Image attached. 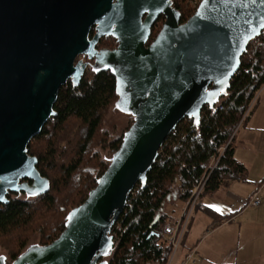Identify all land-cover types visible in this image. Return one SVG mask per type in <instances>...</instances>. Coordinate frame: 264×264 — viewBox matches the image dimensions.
I'll use <instances>...</instances> for the list:
<instances>
[{"label":"water","instance_id":"95a60500","mask_svg":"<svg viewBox=\"0 0 264 264\" xmlns=\"http://www.w3.org/2000/svg\"><path fill=\"white\" fill-rule=\"evenodd\" d=\"M159 15L163 24L147 43ZM262 25L264 0H200L183 23L172 0H0V203L8 190L26 198L48 191L26 147L55 115L59 88L67 81L77 86L87 68L114 76L113 106L133 119L63 231L48 244L29 245L10 264H107L111 227L135 184L145 183L179 121L198 125L201 109L226 94ZM102 35L116 46L96 49Z\"/></svg>","mask_w":264,"mask_h":264},{"label":"trees","instance_id":"16d2710c","mask_svg":"<svg viewBox=\"0 0 264 264\" xmlns=\"http://www.w3.org/2000/svg\"><path fill=\"white\" fill-rule=\"evenodd\" d=\"M172 1L180 12V22H185L194 9ZM155 28L152 36L159 30ZM263 84L264 32L249 42L226 94L212 107L201 109L198 125L185 117L165 138L145 183L135 184L111 227L114 245L107 264H167L171 248L156 234L166 222L161 209L167 196L176 193L187 201L206 175L202 194H210L226 180L244 173V166L234 157L233 133ZM116 100L115 78L109 71L87 68L76 87L68 81L59 88L53 105L55 115L27 145L28 155L37 159L36 169L49 180L48 191L0 205V236L21 231L11 259L24 248L32 232L39 234L41 244L55 239L63 231L70 210L96 185L111 157L108 162L100 160L95 146L102 144L113 154L123 137L110 140L99 132L107 108ZM223 146L218 157L217 150ZM214 157H218L217 163L210 168Z\"/></svg>","mask_w":264,"mask_h":264},{"label":"crops","instance_id":"0c3cea01","mask_svg":"<svg viewBox=\"0 0 264 264\" xmlns=\"http://www.w3.org/2000/svg\"><path fill=\"white\" fill-rule=\"evenodd\" d=\"M233 135L234 157L240 164L244 166V173L236 178L226 180L219 188L214 191V193H212L215 194L218 191H226V189H229L231 186H233V184H236V187L241 188L239 187V182H255L257 187L252 193L256 191L259 192V189H261L263 194L262 201H264V180L261 182L262 179H264V84L256 92L244 115V119L238 124ZM249 169H253L254 171L257 170L256 174L249 177ZM228 192L229 191H227L225 195H228ZM212 193L210 194L212 195ZM248 193L249 191L246 193L245 202H247L249 197L252 195V193ZM202 195L205 194L201 193L200 197ZM230 196L232 200L236 199V195H232L230 193ZM200 197L197 204L194 206V210H205L206 212L213 210L212 207L203 205L202 202H205V200L203 201ZM177 199L178 196L176 193H171L169 196H167L162 206L161 212L166 215L164 212L165 204L168 202L173 203ZM262 201H260V204ZM238 212L239 210L230 212L229 214H218L226 215V217L229 218L230 216L234 217L235 215H238ZM174 220L175 219L173 217L166 215V222ZM192 220L193 211L191 212L180 246L178 248L180 249V252L177 256L175 264H180L183 262L184 258L188 254H191L193 258L186 261L185 264H264V230L256 231L247 235L241 234V222H237L236 220L237 232L235 234L231 235L228 232L216 233V231L211 233L209 228H217L214 227V221L212 218V221H209L206 224V233L203 234L202 237L199 238L196 235H193L192 237L187 238ZM224 226L226 225H220V227L217 229H220ZM176 252L174 256L176 255ZM174 256L171 259L170 264L172 263Z\"/></svg>","mask_w":264,"mask_h":264},{"label":"rangeland","instance_id":"374dc122","mask_svg":"<svg viewBox=\"0 0 264 264\" xmlns=\"http://www.w3.org/2000/svg\"><path fill=\"white\" fill-rule=\"evenodd\" d=\"M179 3H182L183 7L186 8H191V9H196L198 6L200 0H177ZM160 23L155 29L159 28ZM155 33L153 34V36ZM106 45L108 43H100V45ZM109 46L115 47L116 43H109ZM83 58V57H80ZM132 116L130 114H126L124 112H121L117 110L113 104H111L107 110L106 113L104 114L103 121L101 123V128H100V134H102V131L104 132L105 136L107 139L113 140L116 137H121L124 133V131L127 130V128L131 125L132 123ZM101 135H99L100 138ZM95 151L98 152L99 159L108 162V159L111 157L112 153L108 148L102 147V144L96 145L95 146ZM109 163V162H108ZM257 170L249 169V177L254 176L256 174ZM258 178V177H255ZM260 179V177H259ZM258 180V179H257ZM261 180V179H260ZM264 179H262L261 182H263ZM236 184H233L229 189L227 188L226 191H218L215 194H205L202 195L200 198L205 202H202L203 205L207 206H216L219 208V211L214 210H197L193 209V220L191 223V226L188 231L187 238L192 237L193 235H196L197 237H202L203 234L206 233V224L209 221H212L213 218V224L214 227H220V225H226L220 229H213L209 228V231L212 233L216 231V233H230L231 235L235 234L237 232V222H241V229L240 233L247 235L254 233L256 231H263L264 226V201H262L263 194L261 192V189H259V196H260V201L261 204L258 206H252L249 205L247 202H245L246 198V193L249 191L248 194L252 193L257 185L255 182H239V187L238 188L235 186ZM251 189H249V188ZM228 192V195H225V193ZM230 193L232 195H236V199L232 200ZM13 198H20L24 199L25 196L22 195H15ZM243 199V200H242ZM207 202V203H206ZM186 202L177 199L173 203H167L165 204V209L164 212L166 213L167 216L173 217L174 219H178L181 214L182 210L185 207ZM262 205V206H261ZM261 206V209H260ZM238 215H235L234 217L230 216L229 218L226 217V215H219V214H229L230 212L238 211ZM215 211V212H214ZM219 213V214H218ZM229 216V215H227ZM207 221V222H206ZM206 222V223H205ZM193 224V227H192ZM213 229V230H212ZM21 231L17 230L16 233L11 232L8 235L0 236V254H6L8 258L10 257V252L12 248H14L16 244V236L18 237ZM15 235V236H14ZM195 236V237H196ZM32 243H40V236L38 233L32 232L31 234L28 235V238L26 240V244L24 248L21 249L23 251L29 244ZM15 249V248H14ZM20 251V252H21ZM180 252V249L177 250L176 255L174 256V259L172 260L171 264L176 263L177 256ZM109 256H107L105 259L106 261L108 260ZM147 264H153V263H147Z\"/></svg>","mask_w":264,"mask_h":264},{"label":"built area","instance_id":"2783aa9c","mask_svg":"<svg viewBox=\"0 0 264 264\" xmlns=\"http://www.w3.org/2000/svg\"><path fill=\"white\" fill-rule=\"evenodd\" d=\"M253 100V99H252ZM252 102V101H251ZM247 111V110H246ZM246 113V112H245ZM245 115V114H244ZM222 148L219 150L222 153ZM219 153V155H221ZM218 155V157H219ZM218 157H214L212 159V163L210 164V168H213L216 163ZM207 176V175H206ZM206 176H204L193 188V191L186 201V206L182 211L181 216L178 219H175L174 221H168L165 222L156 232L157 236L159 237L160 241L168 246H170L171 251L168 257L167 264H170L171 259L173 258L176 250L179 248L187 222L190 218L191 212L194 209V206L197 204L199 197L203 191L204 183L206 180ZM247 203L252 206H258L260 204V196L258 194V191L252 193V195L249 197ZM112 237L113 234L111 233ZM193 257L191 254H188L184 261L180 264H185L186 261L192 259Z\"/></svg>","mask_w":264,"mask_h":264},{"label":"flooded vegetation","instance_id":"af4514ba","mask_svg":"<svg viewBox=\"0 0 264 264\" xmlns=\"http://www.w3.org/2000/svg\"><path fill=\"white\" fill-rule=\"evenodd\" d=\"M172 6H173V1H172ZM174 7V6H173ZM144 17V16H143ZM163 21H164V16L163 15H159L158 17H157V19L155 20V22L152 24V26H151V28H150V36H149V40H148V42L147 43H150V41L155 37V35L158 33H156L154 36H152V30L155 28V27H157L158 26V24L160 23V27H159V30H160V28H161V26H162V24H163ZM180 23H183V22H180ZM96 26H97V24L96 23H93V24H91L90 25V27H89V30H88V35H87V37H88V40H91L93 37H94V35H95V33H96ZM158 30V31H159ZM96 49H101V48H109V49H112L113 47L112 46H103V45H100V43H117V41H116V39L114 38V37H112L111 35H102V36H100V37H98L97 38V40H96ZM83 61H86V62H88V63H92V61L91 60H88L86 57H83ZM15 195H17V194H15L14 192H11V191H7V193L5 194V198L8 200V202L11 200V199H14L13 198V196H15ZM19 195H22V194H19ZM24 195V194H23ZM18 196V195H17ZM7 202V203H8ZM7 203H0V205H5V204H7ZM50 243V242H49ZM33 244H38V243H32V244H29V245H33ZM28 245V246H29ZM38 245H45V244H38ZM27 246V247H28ZM26 247V248H27ZM25 248V249H26ZM24 249V250H25ZM23 250V251H24ZM23 251H21L16 257H18ZM0 255H2V256H4L5 257V262H6V264H10L13 260H15V258L14 259H11L10 257L8 258V256H6V254H0Z\"/></svg>","mask_w":264,"mask_h":264},{"label":"bare ground","instance_id":"6f19581e","mask_svg":"<svg viewBox=\"0 0 264 264\" xmlns=\"http://www.w3.org/2000/svg\"><path fill=\"white\" fill-rule=\"evenodd\" d=\"M67 82H68V81H67ZM70 83H71V81H70ZM71 84H72V83H71ZM63 85H64V84H63ZM72 85H73V84H72ZM74 87H76V86H74ZM50 118H51V117H50ZM124 132H125V131H124ZM37 135H38V134H37ZM35 136H36V135H35ZM35 136H34V137H35ZM31 139H32V138H31ZM31 139H30V140H31ZM29 142H30V141H29ZM29 142H28V143H29ZM27 145H28V144H27ZM224 147H225V146L220 147V148L217 150L218 155H219V153H221L219 150H220L221 148L223 149ZM26 148H27V147H26ZM33 157H34V156H33ZM35 158H36V157H35ZM36 160H37V159H36ZM36 163H37V162H36ZM23 181H25V179L21 180L20 182H23ZM48 181H49V180H48ZM14 193H15V192H14ZM15 194L19 195V194H24V193H21V192H20V193H15ZM40 195H41V194H40ZM24 196H25V195H24ZM38 196H39V195H38ZM35 197H37V196H35ZM35 197H32V198H35ZM25 198H26V197H25ZM32 198H26V199H32ZM7 202H8V200H7ZM7 202H5V203H7Z\"/></svg>","mask_w":264,"mask_h":264},{"label":"snow or ice","instance_id":"6c2138e0","mask_svg":"<svg viewBox=\"0 0 264 264\" xmlns=\"http://www.w3.org/2000/svg\"><path fill=\"white\" fill-rule=\"evenodd\" d=\"M262 27H264V25H262ZM210 207H213L214 210L219 211V208H217L216 206H210Z\"/></svg>","mask_w":264,"mask_h":264}]
</instances>
